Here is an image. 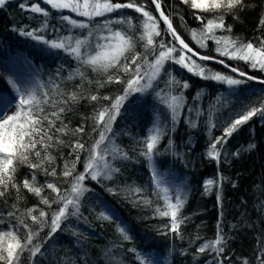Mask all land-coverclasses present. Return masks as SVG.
<instances>
[{
  "label": "trees",
  "instance_id": "16d2710c",
  "mask_svg": "<svg viewBox=\"0 0 264 264\" xmlns=\"http://www.w3.org/2000/svg\"><path fill=\"white\" fill-rule=\"evenodd\" d=\"M20 3H25L26 8L21 9ZM33 3L39 4L50 14L45 17L42 13L29 11L28 7ZM137 3L144 4L146 10L160 20L151 0H137ZM244 4L243 10L237 8L225 16L226 26L232 28L231 35L244 41L264 37V25L260 24L264 17V0H244ZM161 8L181 37L195 50L264 79V72L251 69L243 61L219 56L213 41L207 42V48L195 44L189 30L199 29L201 22L194 18L195 10L189 5L181 3V0H161ZM199 14L206 19L215 15L212 12ZM64 15L88 22L87 18L79 17L70 10L52 9L45 0H9L0 9V92L15 98L2 63L9 52L21 51L35 65L42 67L44 86L38 96L43 100L44 93H47L48 103L43 105L45 112L50 114L58 112L60 108L65 109L55 123L57 127L67 125V130L64 133L53 130L54 139L65 143L48 150L55 159L51 165H44L49 171L55 168L56 176L35 170V186L51 182L61 190L62 195L67 194L65 190L71 184V177L62 175L64 165L71 167L75 162L76 172H83L87 149L98 139L100 129L93 131L96 127L95 116L113 102L103 97L120 96L125 88L123 83H106V74L93 72L63 50L51 48L42 41L21 34L22 31L35 30L36 35L46 40H58L63 36L83 39L88 30L68 25L61 19ZM120 16L132 18L134 28L140 23L141 14L132 9L122 10ZM105 19L113 20V30L126 28V25L115 23L116 13L97 17L91 21L90 27ZM159 29L167 43L171 37L167 35L162 21ZM104 34L107 35L106 32ZM221 34L217 31V35ZM137 51H144L142 43L138 42ZM192 58L212 72L246 79L214 63ZM165 67L176 80L187 82L189 87L181 90L174 84L169 85L167 81L170 77L161 73L153 89L128 96L112 125V133L108 134L113 143L107 144L108 148L118 146L122 153L127 154V159L120 156L114 159L111 155L107 157L109 163L119 171L113 172L111 179L100 177L99 182L86 179L84 184L89 190L80 200L79 214L63 220L60 230L51 238H47V226L40 229L32 223L28 210L36 209L32 215H38L41 209L49 213L46 219L50 224L51 215L58 205L52 203L49 208L39 196L23 188L24 180L33 183V170L26 165H17L14 183L21 187L17 190L9 185L6 194L0 197V231L8 230L14 223L8 214L15 212L33 230L39 231L33 244H43L36 257L29 258L27 262L22 258V264H140L137 256L142 254L148 257L151 253L161 256L169 264H218V261L222 264H260L264 260V119L253 117L233 133L226 144L222 147L218 145L221 151L219 160L206 154L209 141L222 134L221 127L227 120L242 106H255L260 102L264 97V84L248 81L238 87L229 86L198 77L171 62ZM77 71L83 72L84 77L76 75ZM118 74L127 79L124 73ZM181 91L184 102L173 123L170 110L162 103L157 92L160 96H169L180 95ZM71 93L77 94L76 101L69 100ZM92 95L98 96V100L92 101ZM225 101L226 106H221ZM156 111H159L164 134L157 144L154 160L160 168L171 167L188 184L185 203L178 213V219L182 220L178 232L170 231V217H161L156 211L157 207L165 210L164 188L157 184L150 161L141 155L145 151L148 127ZM209 121L215 123L216 127H210ZM192 123L196 126L192 127ZM80 127L84 131L73 134ZM77 141L85 144L84 151H73L71 145ZM250 144L254 145L251 149ZM104 147L101 145L102 149ZM77 155L80 157L78 162L75 161ZM209 179L215 183L206 190L205 183ZM41 196L47 197L50 203L56 199V193L46 187ZM105 205L115 211L116 217L112 220L99 218ZM72 211L70 206L69 212ZM118 221L119 224L122 222L130 239L125 240L117 231ZM17 230L22 238L27 233L23 227ZM218 232L224 240L217 247H223L224 252L218 254L207 249L200 253L199 247L215 240ZM24 255L29 256L27 252Z\"/></svg>",
  "mask_w": 264,
  "mask_h": 264
},
{
  "label": "snow or ice",
  "instance_id": "6c2138e0",
  "mask_svg": "<svg viewBox=\"0 0 264 264\" xmlns=\"http://www.w3.org/2000/svg\"><path fill=\"white\" fill-rule=\"evenodd\" d=\"M8 3L9 0H0V9L4 8ZM45 3L50 5L52 9L59 11L67 9L79 17L87 18L88 22H83L67 15L61 17L63 21H66L73 28L87 29L88 31L84 38L63 36L58 40H46L43 36L36 35L35 30L22 31L21 34L42 41L51 48L63 50L93 72L106 74V83L125 84L122 95L115 98L103 97V99L113 100V102L109 107L99 110L95 116L96 127L93 128V131L100 130L98 131V139L87 149L88 156L84 165L85 170L76 172L75 162L72 163L71 167L68 164L64 165L62 175L66 178L71 177L70 187L65 190L66 195H62L61 190L51 182L43 186H35V170L43 171L45 175L56 176L55 168L49 171L44 165H51L55 159L48 150L65 143L58 138L54 139V132L64 133L67 130V125L62 124L61 127H57L55 123L56 120L61 118L60 113H63L65 109L60 108L58 112L46 113L43 105L48 103L47 93H44L45 99L42 100L35 91L21 93L19 103L15 106V111H12L11 108L0 106V189H2L0 190V197L6 194L9 185L17 190L20 189L21 185L14 183L17 165H26L30 170H33L31 172L33 183L26 179L22 182V187L39 196L41 202L48 205L49 208H51L52 203L57 204L58 207L51 215L50 224L47 223L46 219L49 213L42 209L39 210L38 215H32L36 211L35 208L29 209L28 216L32 223L40 229L47 226L49 228L47 238H51L60 230L63 220H67L70 215L79 214L80 200L83 194L89 190L84 184L86 179L99 182L100 177L111 179L112 173L119 171L118 168H114L109 163L107 157L111 155L114 159L117 156L127 159V154L122 153L118 146L108 148L107 144L113 143L108 134L112 133V125L128 96L132 93H146L153 89L154 82L158 80L161 73L170 77L167 81L169 85L174 84L181 90L189 87L187 82L181 83L168 72L165 67L168 62L179 65L189 73H193L203 79L215 80L229 86L238 87L258 78L244 71H239L236 67H232V72H238L240 77L246 78L237 79L219 72H212L211 69L197 63V60L192 58L193 56H197L200 61L216 60V58L200 55L198 52L193 51L189 43H186L176 31V28L173 27L170 17L162 10L161 0H151V4L154 5L158 12L160 20H157L156 16L146 10L144 4H138L137 0H124V2H120V0H116V2L114 0H45ZM181 3L189 5L192 10H195L194 18L201 22L199 29L189 30L191 40L195 44L202 48H207V42L211 40L214 42L216 46L215 52L219 56L226 57L229 60L243 61L251 69L264 72V37H255L253 40L244 41L240 37L231 35V26H226L225 24V16L227 14L233 13L237 8L243 10L245 7L244 0H181ZM19 7L25 9L26 5L25 3H20ZM125 9H132L135 13L141 14L140 23L135 28L132 18L120 16L122 10ZM28 10L33 13H42L45 17L50 14L36 3L31 4ZM201 12H212L215 15L206 19L199 14ZM112 13L117 14L115 23L126 25L125 29L113 30L111 27L113 24L112 19H105L102 23L97 22L90 27L91 21L97 17H108ZM180 19L183 20V17L181 16ZM161 21L165 25L167 35L171 37L167 43L162 38V33L159 29ZM260 24L264 25V17L261 18ZM217 31L222 34L217 35ZM105 32L107 35L104 34ZM157 37L161 38L157 40ZM138 42L142 43L143 52L137 51ZM216 62L225 63L224 60H216ZM225 66L228 67L229 65ZM121 72L127 76L126 80L118 74ZM76 75L84 77L83 72L77 71ZM259 82L264 84V80H259ZM157 96L163 104L167 105L171 113V119L175 123L176 115L184 102L182 91L180 95L169 96H160V93L157 92ZM77 99L76 93L69 95V100L76 101ZM90 99L96 101L98 96L92 95ZM65 103H68V101H65ZM221 106H226V101ZM10 111H12V114H8ZM256 116L264 119V97L255 106H242L240 111L236 112L232 118L222 125V134L209 141L207 156L214 160H219L221 151L218 145L222 147L226 144L233 133L237 132L241 126ZM45 122H47V126H45ZM209 125L212 128L216 127V124L211 121H209ZM191 126L195 127L196 125L192 123ZM83 131V127H80L75 129L73 134ZM49 133L53 134L50 135ZM163 134V129L154 128L153 133L145 141V151L141 155L145 156L150 162L153 160L157 144ZM101 145H105V147L102 149ZM71 147L74 152L85 150V144L79 141L71 145ZM253 147L254 145H249V149ZM33 158L35 162H33ZM79 159L80 157L77 155L75 161L78 162ZM153 175H158L155 166H153ZM159 183V180H157V184ZM214 183L215 181L212 179L207 180L205 183L206 190ZM44 187L56 193V199L51 203L47 197L41 196ZM108 191L112 192L113 190L108 189ZM168 191L167 188L164 189L165 210L162 211L157 207L156 211L161 217H170V231L178 232L182 223V220L178 219V213L183 207L185 200L178 194L175 202H173ZM70 206L73 209L71 213L69 212ZM104 207L108 209L110 214L102 211L99 213V218L112 220L115 217V211L107 205ZM8 215L14 223L8 230L0 231V264H22V258L27 262L29 258L36 257L41 252L43 244H33V240L39 236V231L33 230L25 222L24 218L17 217L15 212H10ZM19 227L27 230L23 238L17 230ZM117 231L125 240L130 239L125 228L120 224H117ZM223 240L224 237L218 232L215 240L203 243L198 251L204 253L207 249H212L218 254L223 253L224 248L217 247L221 245ZM26 252L29 254L28 257L24 255ZM218 264H222V262L218 261ZM260 264H264V260H261Z\"/></svg>",
  "mask_w": 264,
  "mask_h": 264
},
{
  "label": "rangeland",
  "instance_id": "374dc122",
  "mask_svg": "<svg viewBox=\"0 0 264 264\" xmlns=\"http://www.w3.org/2000/svg\"><path fill=\"white\" fill-rule=\"evenodd\" d=\"M2 64L5 67L4 75L10 84L15 98H11V96L7 95L5 92H0V106L11 108L12 111H15V106L19 103V96L21 93L35 91L38 95V93L41 92L44 86L41 79L42 67L35 65L33 61L21 51L9 52L7 59ZM230 76L242 79L233 75ZM12 111L8 114H12ZM160 118L159 111H156L153 115L152 122L148 127V136L153 133L154 128H161ZM149 165L152 173L153 166H155L158 175L154 177L156 178V181L159 180V184H161L164 189L167 188L169 190L168 194L172 197L173 202H175V198L178 194L181 195L184 200L186 199L188 184L183 176L174 172L171 167L160 168L156 164L154 156ZM104 209L106 214H110L106 207ZM120 224L124 227L122 222ZM151 254L152 255H149L148 257L139 254L137 258L139 259L140 264H169L161 256L157 254L153 255L154 253Z\"/></svg>",
  "mask_w": 264,
  "mask_h": 264
},
{
  "label": "water",
  "instance_id": "95a60500",
  "mask_svg": "<svg viewBox=\"0 0 264 264\" xmlns=\"http://www.w3.org/2000/svg\"><path fill=\"white\" fill-rule=\"evenodd\" d=\"M154 6V5H153ZM155 8V7H154ZM156 10V9H155ZM157 12V11H156ZM157 14H158V12H157ZM166 14V13H165ZM159 15V14H158ZM173 25V24H172ZM174 27V26H173ZM177 31V30H176ZM186 42V41H185ZM187 43V42H186ZM190 46V45H189ZM191 47V46H190ZM193 48V47H192ZM193 51L194 52H198L197 50H195L194 48H193ZM200 55H204V54H202V53H200V52H198ZM193 57H196V58H198L197 56H193ZM213 57V56H212ZM216 58V60H222V59H219V58H217V57H215ZM216 60H207L208 62H211V63H214V64H216V65H218V66H220L221 68H223V69H226V70H228V71H230V72H232L231 71V68L232 67H234V66H232V65H230V64H228L227 62H225L224 64H220V63H217L216 62ZM225 65H229L228 67H226ZM238 69V68H237ZM239 71H241L240 69H238ZM233 74H235V75H237V76H239V74H238V72H236V73H234V72H232ZM247 73V72H246ZM249 74V73H248ZM249 75H251V74H249ZM243 78H245V77H243ZM258 78V77H257ZM259 80H264V79H261V78H258L257 80H253V81H255V82H259Z\"/></svg>",
  "mask_w": 264,
  "mask_h": 264
},
{
  "label": "bare ground",
  "instance_id": "6f19581e",
  "mask_svg": "<svg viewBox=\"0 0 264 264\" xmlns=\"http://www.w3.org/2000/svg\"><path fill=\"white\" fill-rule=\"evenodd\" d=\"M260 83V82H259Z\"/></svg>",
  "mask_w": 264,
  "mask_h": 264
}]
</instances>
